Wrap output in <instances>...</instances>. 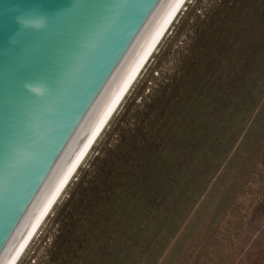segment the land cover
<instances>
[{
    "label": "rangeland",
    "instance_id": "rangeland-1",
    "mask_svg": "<svg viewBox=\"0 0 264 264\" xmlns=\"http://www.w3.org/2000/svg\"><path fill=\"white\" fill-rule=\"evenodd\" d=\"M18 264H264V0H188Z\"/></svg>",
    "mask_w": 264,
    "mask_h": 264
},
{
    "label": "water",
    "instance_id": "water-1",
    "mask_svg": "<svg viewBox=\"0 0 264 264\" xmlns=\"http://www.w3.org/2000/svg\"><path fill=\"white\" fill-rule=\"evenodd\" d=\"M182 2L0 0V264H14Z\"/></svg>",
    "mask_w": 264,
    "mask_h": 264
},
{
    "label": "bare ground",
    "instance_id": "bare-ground-1",
    "mask_svg": "<svg viewBox=\"0 0 264 264\" xmlns=\"http://www.w3.org/2000/svg\"><path fill=\"white\" fill-rule=\"evenodd\" d=\"M187 1L188 0H185V2H184V0H183V2L181 3V5L179 6L180 9L179 8L177 9L176 13L174 14V16L172 17L171 21L167 25L166 29L164 30V32L160 36L159 40L157 41V43L155 44L154 48L150 52V54L147 57V59L145 60L144 64L140 68L139 72L137 73V75L133 79L132 83L130 84V86L128 87V89L126 90V92L124 93V95L122 96L121 100L119 101V103L117 104V106L115 107V109L113 110V112L111 113L110 117L108 118V120L106 121V123L104 124V126L102 127L101 131L99 132V134L97 135V137L95 138V140L93 141V143L91 144V146L89 147V149L87 150V152L85 153V155L83 156V158L81 159V161L79 162V164L77 165V167L75 168V170L73 171V173L70 176V178L68 179V181L66 182V184L64 185V187L62 188V190L60 191V193L58 194V196L56 197V199L54 200V202L52 203V205L50 206V208L48 209V211L46 212V214L44 215V217L42 218V220L40 221V223L38 224V226L36 227V229L32 233V235L30 236L29 240L27 241L26 245L24 246V248L22 249L21 253L17 257V259L14 262V264H18L19 261L21 260L23 254L25 253V251L29 247V245L32 242V240L34 239L35 235L40 230V228L43 225V223L45 222L46 218L50 215L51 211L53 210V208L55 207V205L58 203L59 199L61 198V196L65 192L66 188L68 187V185L71 182V180L73 179V177L77 174L79 168L81 167V165L83 164V162L87 158L88 154L90 153V151L92 150V148L96 144L97 140L100 138V136L102 135L103 131L105 130V128L107 127V125L109 124V122L111 121V119L113 118V116L115 115V113L118 111V109L122 105L123 101L125 100V98L129 94V92L131 91L132 87L134 86V84L137 82V80L141 76L143 70L145 69V67L147 66V64L149 63V61L151 60V58L153 57V55L155 54V52L157 51L158 47L162 43V41H163L164 37L166 36L167 32L170 30L171 26L173 25V23L175 22V20L179 16V14L181 13L182 9L187 4Z\"/></svg>",
    "mask_w": 264,
    "mask_h": 264
}]
</instances>
